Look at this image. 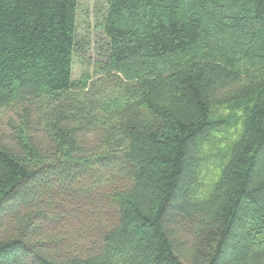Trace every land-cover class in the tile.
Instances as JSON below:
<instances>
[{
	"label": "trees",
	"instance_id": "obj_1",
	"mask_svg": "<svg viewBox=\"0 0 264 264\" xmlns=\"http://www.w3.org/2000/svg\"><path fill=\"white\" fill-rule=\"evenodd\" d=\"M98 1L74 80L78 0H0V264H264V0Z\"/></svg>",
	"mask_w": 264,
	"mask_h": 264
},
{
	"label": "rangeland",
	"instance_id": "obj_2",
	"mask_svg": "<svg viewBox=\"0 0 264 264\" xmlns=\"http://www.w3.org/2000/svg\"><path fill=\"white\" fill-rule=\"evenodd\" d=\"M101 6H103V4L98 0H78V34L79 37H85L90 46H88L86 50L84 49L85 52L82 56V60L80 58H75L73 67L74 80L78 79L85 70L93 74L91 65L97 60V49L99 48L97 42L102 38V35L98 29L96 30L92 26L95 24V19L97 17L96 12Z\"/></svg>",
	"mask_w": 264,
	"mask_h": 264
}]
</instances>
